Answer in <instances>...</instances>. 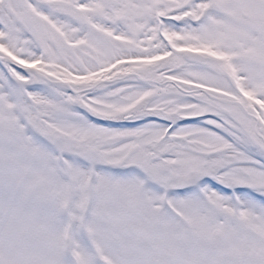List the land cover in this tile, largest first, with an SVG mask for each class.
I'll return each mask as SVG.
<instances>
[{
    "label": "snow or ice",
    "instance_id": "obj_1",
    "mask_svg": "<svg viewBox=\"0 0 264 264\" xmlns=\"http://www.w3.org/2000/svg\"><path fill=\"white\" fill-rule=\"evenodd\" d=\"M0 264H264V0H0Z\"/></svg>",
    "mask_w": 264,
    "mask_h": 264
}]
</instances>
